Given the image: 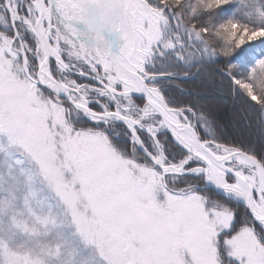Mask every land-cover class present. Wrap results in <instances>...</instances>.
<instances>
[{
	"label": "snow or ice",
	"instance_id": "obj_1",
	"mask_svg": "<svg viewBox=\"0 0 264 264\" xmlns=\"http://www.w3.org/2000/svg\"><path fill=\"white\" fill-rule=\"evenodd\" d=\"M0 264H264V0H0Z\"/></svg>",
	"mask_w": 264,
	"mask_h": 264
}]
</instances>
